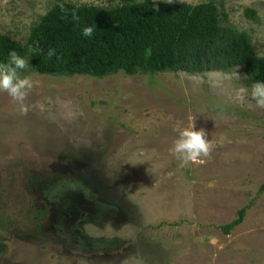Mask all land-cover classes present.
Wrapping results in <instances>:
<instances>
[{
  "label": "rangeland",
  "instance_id": "374dc122",
  "mask_svg": "<svg viewBox=\"0 0 264 264\" xmlns=\"http://www.w3.org/2000/svg\"><path fill=\"white\" fill-rule=\"evenodd\" d=\"M56 1L0 0V34L24 44ZM209 1L264 56V0L174 3ZM20 75L32 81L25 113L0 92V264H264V109L241 92L242 68ZM193 124L209 151L181 163L172 142Z\"/></svg>",
  "mask_w": 264,
  "mask_h": 264
},
{
  "label": "trees",
  "instance_id": "16d2710c",
  "mask_svg": "<svg viewBox=\"0 0 264 264\" xmlns=\"http://www.w3.org/2000/svg\"><path fill=\"white\" fill-rule=\"evenodd\" d=\"M244 15L256 18L251 9ZM226 21L223 7L213 1L196 5L143 1L102 8L57 0L31 28L24 44L0 34V62L15 51L37 74L96 78L120 72L227 74L242 68L248 83H264V56L256 54L247 33ZM93 25L92 35L83 36V29ZM244 216L245 208L238 210L221 232L228 235Z\"/></svg>",
  "mask_w": 264,
  "mask_h": 264
},
{
  "label": "clouds",
  "instance_id": "9594fccd",
  "mask_svg": "<svg viewBox=\"0 0 264 264\" xmlns=\"http://www.w3.org/2000/svg\"><path fill=\"white\" fill-rule=\"evenodd\" d=\"M164 3L171 5L174 0H164ZM157 8V4L153 9ZM158 10V9H157ZM76 18L75 12L72 13ZM95 26L85 27L82 35L90 37ZM47 55H54L53 50H49ZM28 67V61L15 51H9L5 62H0V92L6 93L14 102L20 103L21 114L27 111L23 106L27 91L32 87V81L28 76H21L20 72ZM248 91L254 106L264 109V83L255 81L249 89L241 88V92ZM242 99V97H237ZM253 105H249L252 107ZM185 129L178 132L177 138L172 142L170 153L181 163H188L197 160L198 157L206 156L209 151V144L206 139V133L203 129L193 130Z\"/></svg>",
  "mask_w": 264,
  "mask_h": 264
}]
</instances>
